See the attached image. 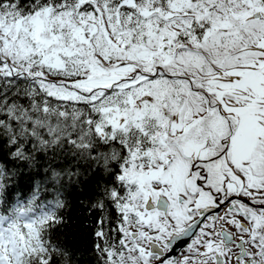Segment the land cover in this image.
Segmentation results:
<instances>
[{
	"label": "snow or ice",
	"instance_id": "snow-or-ice-1",
	"mask_svg": "<svg viewBox=\"0 0 264 264\" xmlns=\"http://www.w3.org/2000/svg\"><path fill=\"white\" fill-rule=\"evenodd\" d=\"M0 264H264V0H0Z\"/></svg>",
	"mask_w": 264,
	"mask_h": 264
}]
</instances>
